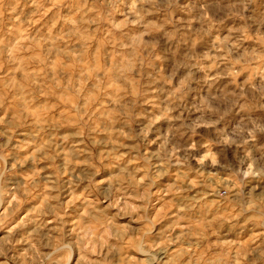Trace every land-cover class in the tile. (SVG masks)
Returning a JSON list of instances; mask_svg holds the SVG:
<instances>
[{
	"label": "rangeland",
	"instance_id": "rangeland-1",
	"mask_svg": "<svg viewBox=\"0 0 264 264\" xmlns=\"http://www.w3.org/2000/svg\"><path fill=\"white\" fill-rule=\"evenodd\" d=\"M0 264H264V0H0Z\"/></svg>",
	"mask_w": 264,
	"mask_h": 264
},
{
	"label": "bare ground",
	"instance_id": "bare-ground-1",
	"mask_svg": "<svg viewBox=\"0 0 264 264\" xmlns=\"http://www.w3.org/2000/svg\"><path fill=\"white\" fill-rule=\"evenodd\" d=\"M162 254H163V253L160 252V253H159V256H162ZM150 260L152 261V259H150Z\"/></svg>",
	"mask_w": 264,
	"mask_h": 264
}]
</instances>
